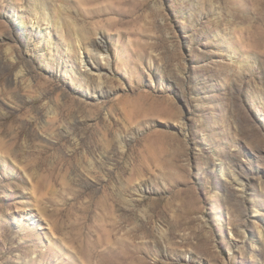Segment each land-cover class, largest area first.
<instances>
[{
    "label": "rangeland",
    "instance_id": "rangeland-1",
    "mask_svg": "<svg viewBox=\"0 0 264 264\" xmlns=\"http://www.w3.org/2000/svg\"><path fill=\"white\" fill-rule=\"evenodd\" d=\"M0 264H264V0H0Z\"/></svg>",
    "mask_w": 264,
    "mask_h": 264
},
{
    "label": "bare ground",
    "instance_id": "bare-ground-1",
    "mask_svg": "<svg viewBox=\"0 0 264 264\" xmlns=\"http://www.w3.org/2000/svg\"><path fill=\"white\" fill-rule=\"evenodd\" d=\"M103 48V47H102ZM52 230V229H51ZM55 239V238H54ZM90 250V249H89ZM92 250V249H91ZM87 253V252H86Z\"/></svg>",
    "mask_w": 264,
    "mask_h": 264
}]
</instances>
